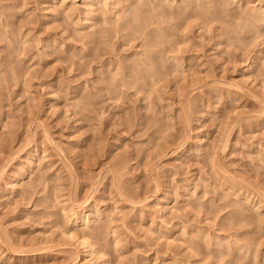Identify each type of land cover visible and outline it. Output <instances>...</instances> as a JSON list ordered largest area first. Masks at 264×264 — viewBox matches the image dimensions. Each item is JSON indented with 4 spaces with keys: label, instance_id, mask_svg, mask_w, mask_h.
Returning a JSON list of instances; mask_svg holds the SVG:
<instances>
[{
    "label": "rangeland",
    "instance_id": "374dc122",
    "mask_svg": "<svg viewBox=\"0 0 264 264\" xmlns=\"http://www.w3.org/2000/svg\"><path fill=\"white\" fill-rule=\"evenodd\" d=\"M124 1L0 0V264H264V0Z\"/></svg>",
    "mask_w": 264,
    "mask_h": 264
},
{
    "label": "bare ground",
    "instance_id": "6f19581e",
    "mask_svg": "<svg viewBox=\"0 0 264 264\" xmlns=\"http://www.w3.org/2000/svg\"><path fill=\"white\" fill-rule=\"evenodd\" d=\"M47 1V0H46ZM86 3L85 4H88V6L90 5V6H93L94 7V5L95 4H98L96 7H99L100 6V3H104L103 5H106V6H108L109 4H110V2H111V0H84ZM64 2H65V0H64ZM115 2V1H114ZM123 2H125L124 0H123ZM63 3V2H62ZM112 3V2H111ZM117 3V2H116ZM116 3H114V4H116ZM121 3V2H120ZM126 3V2H125ZM65 4V3H64ZM129 5V4H128ZM106 6H104V7H106ZM93 7H91V8H93ZM124 7V6H123ZM102 8V7H101ZM100 9V8H99ZM104 11V10H103ZM137 18H139L138 16H137ZM32 158H34V157H32ZM36 159V158H35ZM34 160V159H33ZM22 161V160H21ZM30 163V165H33L32 164V161H29ZM34 166V165H33ZM30 168V167H29ZM24 171V170H23ZM21 174H23V173H20V175ZM17 175V174H16ZM18 179H16V181H17ZM14 189V188H13ZM82 205H80L79 207H75L74 209H72V210H70V213H72V215H74L75 217L76 216H78L79 214L81 215L82 214V217H84L85 218V220H84V222H85V224H86V226H89V224H90V222H91V220H92V218H94V217H96V211L95 210H93V209H86V207H81ZM74 207V206H73ZM83 219V218H82ZM81 245L85 248V251L87 252V253H90L91 252V244L88 242V241H86V239H82V241H81Z\"/></svg>",
    "mask_w": 264,
    "mask_h": 264
}]
</instances>
